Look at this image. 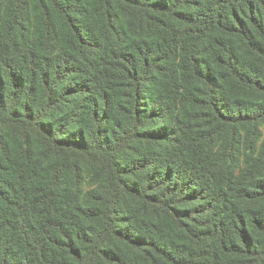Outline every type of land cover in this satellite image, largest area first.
<instances>
[{"label":"trees","instance_id":"trees-1","mask_svg":"<svg viewBox=\"0 0 264 264\" xmlns=\"http://www.w3.org/2000/svg\"><path fill=\"white\" fill-rule=\"evenodd\" d=\"M0 264H264V0H0Z\"/></svg>","mask_w":264,"mask_h":264}]
</instances>
